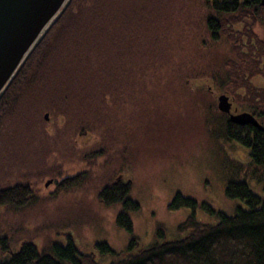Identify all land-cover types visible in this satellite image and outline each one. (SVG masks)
I'll return each instance as SVG.
<instances>
[{"label": "trees", "instance_id": "obj_1", "mask_svg": "<svg viewBox=\"0 0 264 264\" xmlns=\"http://www.w3.org/2000/svg\"><path fill=\"white\" fill-rule=\"evenodd\" d=\"M148 1L71 0L0 97V144L18 138L33 143L46 136L44 126L62 123L71 128L69 140L80 132L96 140L85 152L93 166L100 154L114 165L116 158L125 156L114 142L128 114L134 115L137 129L152 109L161 113L156 108L161 93L172 94L179 86L199 95L208 105L206 127L213 139L236 142L249 150V163L229 173L224 187L228 197L240 198L249 207H237L235 214L228 215L178 192L172 209L187 207L195 212L201 206L217 213L220 220L210 224L189 217L178 226L179 232L187 233L185 237L157 242L135 253H118L107 242L97 246L121 256L109 264H264V198L249 185L255 179L264 188V131L230 121L217 104L207 101L218 91L226 92L239 110L252 113L264 126V86L255 83L257 77L264 78L263 0H203L209 9L205 15L209 41L225 39L230 54L220 62L202 64L181 58L164 62L179 54L163 49V35L172 30L162 31L148 21L143 8ZM146 65L151 81L145 78ZM45 112L53 120L47 122ZM120 174L97 190L98 199L105 206L121 205L116 223L133 238L131 211L138 210L140 203L131 197L132 182L119 179ZM86 175L94 178V169L65 178L62 187H71ZM31 199L28 183L0 189V207L23 208ZM0 264L101 263L95 254L83 253L70 237L66 244H54L51 253L25 241Z\"/></svg>", "mask_w": 264, "mask_h": 264}, {"label": "rangeland", "instance_id": "obj_2", "mask_svg": "<svg viewBox=\"0 0 264 264\" xmlns=\"http://www.w3.org/2000/svg\"><path fill=\"white\" fill-rule=\"evenodd\" d=\"M145 3L148 21L162 31L172 30L163 35L162 46L165 51L174 49L179 56L164 62L180 58L195 64L220 62L230 54L225 39L209 41L205 24L209 9L203 0ZM149 67L146 65L145 78L151 81ZM255 81L264 86L263 77ZM177 87L182 91L161 93L156 107L161 113L152 109V115L137 129L134 115L125 117L127 121L114 142L119 154L124 150L125 156L116 158L114 165L100 154L93 166L85 152L96 140L91 134L69 140L71 128L62 123L45 124L46 136L33 143L18 138L0 144V189L17 183H28L32 188V199L25 207H0V260L9 251H18L25 241L51 253L54 244H66L72 237L83 253H93L99 263L109 264L121 256L103 251L98 243L107 242L118 253H135L157 242L185 237L187 233L179 232L178 226L189 217L210 224L220 220L217 213L201 206L195 212L187 207L172 209L170 204L178 192L228 215L235 214L237 207L248 208L244 200L228 197L224 187L229 173L249 163V150L236 142L214 140L207 132L206 100ZM220 93L212 94L207 101L218 106ZM89 169H94V178L86 175L75 185L62 187L65 178L88 173ZM118 171L125 180H132L131 197L140 203L138 210L131 211L133 238L116 223L121 205L105 206L98 199L97 190ZM249 185L264 198L262 183L252 179Z\"/></svg>", "mask_w": 264, "mask_h": 264}, {"label": "water", "instance_id": "obj_3", "mask_svg": "<svg viewBox=\"0 0 264 264\" xmlns=\"http://www.w3.org/2000/svg\"><path fill=\"white\" fill-rule=\"evenodd\" d=\"M71 0H0V96L19 68ZM264 5V0L262 1ZM218 107L239 125L264 127L249 112L232 114L227 94L219 96ZM49 114H46V118Z\"/></svg>", "mask_w": 264, "mask_h": 264}]
</instances>
